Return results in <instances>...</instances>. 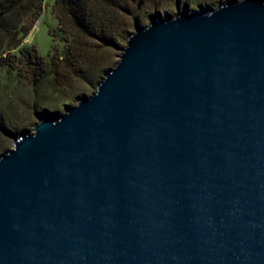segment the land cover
<instances>
[{"label":"water","instance_id":"95a60500","mask_svg":"<svg viewBox=\"0 0 264 264\" xmlns=\"http://www.w3.org/2000/svg\"><path fill=\"white\" fill-rule=\"evenodd\" d=\"M0 264H264V0L136 29L15 139Z\"/></svg>","mask_w":264,"mask_h":264},{"label":"trees","instance_id":"16d2710c","mask_svg":"<svg viewBox=\"0 0 264 264\" xmlns=\"http://www.w3.org/2000/svg\"><path fill=\"white\" fill-rule=\"evenodd\" d=\"M43 1L0 0V70L6 66L16 70L22 86L18 93L28 95L33 112L54 95L65 102L74 81L105 74L109 66L103 65V55L119 49V42L129 37L128 22L137 21L146 5L160 6L167 0H55L52 11L67 45L61 57L49 62L34 47H22ZM15 51L22 61L18 68L8 63Z\"/></svg>","mask_w":264,"mask_h":264},{"label":"rangeland","instance_id":"374dc122","mask_svg":"<svg viewBox=\"0 0 264 264\" xmlns=\"http://www.w3.org/2000/svg\"><path fill=\"white\" fill-rule=\"evenodd\" d=\"M55 0H44L41 13L31 29L28 36L23 40L22 47H34L38 55L43 57L46 62L52 58L62 56L66 44V38L58 28L57 19L52 11ZM228 0H167L160 6L146 5L143 11L138 14L137 21L128 22L129 34L138 28H144L153 20L158 18L165 20L173 18L181 13L188 16L194 13L210 11L219 5H224ZM238 1V0H237ZM137 25L135 26L134 24ZM127 38V36H126ZM119 42V49L107 50L103 55L104 66L112 69L118 61L121 50L125 47L126 40ZM9 66L20 67L21 59L17 51L13 52ZM104 74L98 79L74 81L71 92L64 95L65 102L54 95L48 103L37 108L38 113L33 112L32 101L28 95L18 93L21 85L17 84L18 76L15 69L4 67L0 70V155L11 149L12 143L21 134L32 132L33 127L42 119L46 112L56 116H61L68 107L76 105L78 100L89 97L95 90ZM25 96V97H24Z\"/></svg>","mask_w":264,"mask_h":264}]
</instances>
